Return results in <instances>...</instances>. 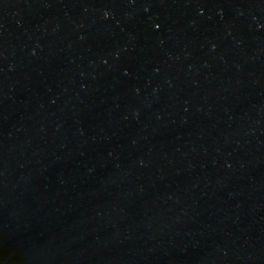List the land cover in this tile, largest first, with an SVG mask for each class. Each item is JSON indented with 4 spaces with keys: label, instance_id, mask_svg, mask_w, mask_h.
<instances>
[{
    "label": "water",
    "instance_id": "1",
    "mask_svg": "<svg viewBox=\"0 0 264 264\" xmlns=\"http://www.w3.org/2000/svg\"><path fill=\"white\" fill-rule=\"evenodd\" d=\"M0 264H264V0H0Z\"/></svg>",
    "mask_w": 264,
    "mask_h": 264
}]
</instances>
